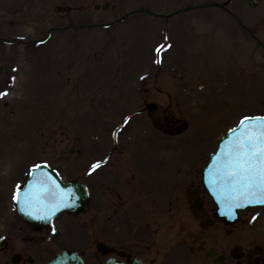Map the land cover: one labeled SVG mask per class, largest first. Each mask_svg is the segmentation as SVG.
<instances>
[{"label": "rangeland", "instance_id": "obj_1", "mask_svg": "<svg viewBox=\"0 0 264 264\" xmlns=\"http://www.w3.org/2000/svg\"><path fill=\"white\" fill-rule=\"evenodd\" d=\"M211 1L226 0H0V37L26 43L45 37L52 27L108 23L141 8L169 14ZM230 1L229 8L264 39V0H256L254 8L250 0ZM263 56L217 8L168 20L136 14L110 27L56 31L38 44L0 41V93H7L0 97V136L10 141L0 137V238L23 239L8 229L19 220L12 197L40 162L67 179L87 181L92 164L122 151L109 162L124 163L126 178H136L137 194L167 182L166 189L182 200V206L175 200L160 214L152 209L157 200H151L150 210L140 216L136 212L141 211L131 210L139 199L121 198L123 212L104 210L96 223L90 213L76 217L83 222L76 225L80 234L68 233L73 225L63 220L59 246L45 243L31 250L14 242L0 252V264L17 251L35 252L34 264H43L63 248L80 251L87 264H101L93 246L98 241L124 243L137 255L158 258L156 264H214L197 251L203 241L205 248L221 252L235 243L264 244V209L242 212L234 225L201 228L200 217L184 206L189 182H182V189L175 185L181 182L177 169L185 163L189 176L193 171L200 182L201 168L227 129L245 115H264ZM151 102L168 109V127L175 133L155 129L161 112L143 109ZM78 162L86 165L80 168ZM205 207L213 217L208 197ZM49 246L52 255L45 251Z\"/></svg>", "mask_w": 264, "mask_h": 264}, {"label": "snow or ice", "instance_id": "obj_2", "mask_svg": "<svg viewBox=\"0 0 264 264\" xmlns=\"http://www.w3.org/2000/svg\"><path fill=\"white\" fill-rule=\"evenodd\" d=\"M156 62L160 63L159 60ZM5 95L7 93H0V97ZM128 123L129 120L126 119L125 124ZM231 131L236 134V140L223 153L213 176L215 184L224 192L229 216L233 208L246 207L250 204L264 205V117H244L238 128ZM39 167L41 166H36ZM100 167L99 162L93 164L89 174ZM35 170L32 169L33 174ZM17 196L18 193L13 199L19 203ZM73 196L74 193L71 191L65 193L54 182L48 183L46 190L25 193L29 205L43 207L49 213L62 206L71 207L68 201Z\"/></svg>", "mask_w": 264, "mask_h": 264}, {"label": "water", "instance_id": "obj_3", "mask_svg": "<svg viewBox=\"0 0 264 264\" xmlns=\"http://www.w3.org/2000/svg\"><path fill=\"white\" fill-rule=\"evenodd\" d=\"M252 4H254L252 2ZM217 4L215 3H208L205 5H200V6H195V7H189L185 10L179 11H188L192 9H196L199 7H211V6H216ZM225 8V7H221ZM140 12V11H137ZM178 12V13H179ZM235 19L238 20V18L231 14ZM240 22V20H238ZM241 23V22H240ZM75 28H82V26H74ZM72 28V26L68 27ZM67 28V29H68ZM246 31V29H244ZM50 33V32H49ZM5 42H10L8 40H4ZM43 41V40H41ZM239 126V125H238ZM235 127V128H238ZM236 140V134H233L232 131L230 130L225 137H223L222 141L220 142V145L218 147V150L215 154H212L210 156V160L204 169L203 172V184L206 188V190L209 192L211 197L213 198V201L215 202L217 206L216 210V216L219 219H223L228 223H234L239 220L238 216V211L243 210L247 207H252V206H262L260 204H250L246 207H241V208H233L231 211V216L228 215L229 208L228 205L224 201V192L221 187H218L215 182L213 181V176L215 174L217 165L220 162V159L223 155L224 152L228 150L229 145ZM223 150V151H222ZM45 165H42L35 173H32V177L28 182V186L22 190L19 191L18 194V208L19 211L22 215V218L26 221H28L32 226L35 227H42L46 226L50 219L57 213L61 211H69V212H74L78 213L82 210L84 202L87 198V191L86 188L83 185L80 184H64L60 178L58 177L57 173L54 171H49L48 169H45ZM54 182L55 185H58L59 188L63 189L66 192L71 191L74 193V196L69 199V203L72 205L71 207H60L58 209H55L54 212L49 213L46 212L43 207L37 208L35 205H29L26 198H25V193H33L36 191H43L46 190L47 184ZM39 216L40 218H37ZM14 262H18L17 259L14 257L13 258ZM48 264H84L83 260L79 257L77 252H74L72 254H68L67 252H63L55 259H53L51 262Z\"/></svg>", "mask_w": 264, "mask_h": 264}, {"label": "flooded vegetation", "instance_id": "obj_4", "mask_svg": "<svg viewBox=\"0 0 264 264\" xmlns=\"http://www.w3.org/2000/svg\"><path fill=\"white\" fill-rule=\"evenodd\" d=\"M165 117H167L166 113L161 115V118H165ZM158 125L160 126L161 129L166 130L169 128L165 121H161V123ZM122 180H123L122 172L118 171L116 174V178L112 179L110 183V187L108 188L104 182L99 183L98 181L89 185L91 199L87 202L86 210H89L90 214H92L90 218L95 217L92 223H95L99 213L103 212L104 210H107L112 214L120 213L122 211L123 209V203H121L122 185L120 184ZM191 196L195 198V195L192 194V192L190 193L189 191L190 199H192ZM168 197H170V194H164L161 196L160 199L161 201H163V199L165 200ZM115 215H118V214H115ZM29 230L30 229L27 226H24L21 228V232H24V234H22L21 239L22 238L23 239L19 241V243L21 245H25V248L33 247L35 241L39 242V241H44L46 239V236L44 234L47 233L48 229H44V230L32 229L36 232H40L39 236L37 237L31 236L30 235L31 233ZM48 233H49V230H48ZM120 241L123 242L122 240ZM108 246H110L109 248H111L113 252H109V248H107L106 249L108 250L107 257L112 256L118 262L129 263V260L131 258L136 257V255L129 250L130 247L126 246L124 243H121L120 245H116L112 243ZM144 255L148 256V254H144ZM28 258L30 257L24 256L22 260V264H27ZM138 258H140V256ZM142 259L144 263L146 264V259L144 258ZM239 264H264V244L258 245V244L252 243L249 247H247L244 250V258L243 260L239 261Z\"/></svg>", "mask_w": 264, "mask_h": 264}, {"label": "bare ground", "instance_id": "obj_5", "mask_svg": "<svg viewBox=\"0 0 264 264\" xmlns=\"http://www.w3.org/2000/svg\"><path fill=\"white\" fill-rule=\"evenodd\" d=\"M5 125L7 126L8 124L7 123H5ZM11 133H9V135H10ZM6 136L7 135H5V136H0L3 140H5V143H7V144H10V141L8 140V138H6ZM10 150V149H9Z\"/></svg>", "mask_w": 264, "mask_h": 264}]
</instances>
